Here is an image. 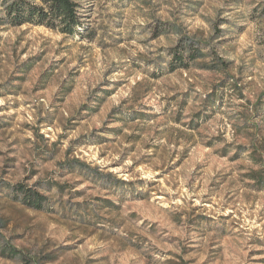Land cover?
Wrapping results in <instances>:
<instances>
[{
    "label": "rangeland",
    "instance_id": "1",
    "mask_svg": "<svg viewBox=\"0 0 264 264\" xmlns=\"http://www.w3.org/2000/svg\"><path fill=\"white\" fill-rule=\"evenodd\" d=\"M78 1L0 25V264H264V0Z\"/></svg>",
    "mask_w": 264,
    "mask_h": 264
},
{
    "label": "trees",
    "instance_id": "2",
    "mask_svg": "<svg viewBox=\"0 0 264 264\" xmlns=\"http://www.w3.org/2000/svg\"><path fill=\"white\" fill-rule=\"evenodd\" d=\"M84 15L78 0H0V25L20 26L24 24L42 25L52 30H58L65 35H78L79 28L84 27ZM176 49L173 52L180 64H186V58H196L195 51L188 52ZM188 62V61H187ZM20 200L34 209H41L45 197L33 188L22 187Z\"/></svg>",
    "mask_w": 264,
    "mask_h": 264
}]
</instances>
